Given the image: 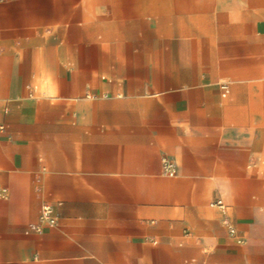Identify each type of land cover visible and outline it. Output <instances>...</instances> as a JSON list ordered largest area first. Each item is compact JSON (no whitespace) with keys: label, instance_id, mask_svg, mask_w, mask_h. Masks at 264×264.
Here are the masks:
<instances>
[{"label":"crops","instance_id":"1","mask_svg":"<svg viewBox=\"0 0 264 264\" xmlns=\"http://www.w3.org/2000/svg\"><path fill=\"white\" fill-rule=\"evenodd\" d=\"M0 264H264V0L0 1Z\"/></svg>","mask_w":264,"mask_h":264},{"label":"built area","instance_id":"2","mask_svg":"<svg viewBox=\"0 0 264 264\" xmlns=\"http://www.w3.org/2000/svg\"><path fill=\"white\" fill-rule=\"evenodd\" d=\"M0 1H3V0H0ZM163 163H164L165 171L168 175L174 176L177 173L176 163L173 160H171L169 158H164ZM213 205L218 206L221 209L226 208V205L221 198L217 199L213 203ZM57 222H58V218H57V215L55 214L54 207L51 204L45 203L41 207L40 223L33 224L32 228H34L38 231H41L42 226L44 224L55 225V224H57ZM229 232L231 235H234L237 237L238 242L244 241V239L238 235V231L234 226H232V225L229 226Z\"/></svg>","mask_w":264,"mask_h":264}]
</instances>
